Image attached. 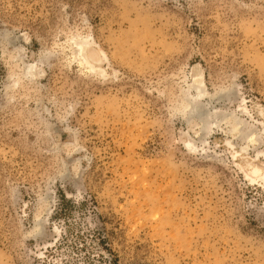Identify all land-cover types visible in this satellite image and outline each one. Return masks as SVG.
<instances>
[{
  "label": "rangeland",
  "instance_id": "1",
  "mask_svg": "<svg viewBox=\"0 0 264 264\" xmlns=\"http://www.w3.org/2000/svg\"><path fill=\"white\" fill-rule=\"evenodd\" d=\"M0 264H264V0H0Z\"/></svg>",
  "mask_w": 264,
  "mask_h": 264
},
{
  "label": "bare ground",
  "instance_id": "2",
  "mask_svg": "<svg viewBox=\"0 0 264 264\" xmlns=\"http://www.w3.org/2000/svg\"><path fill=\"white\" fill-rule=\"evenodd\" d=\"M77 45H78V47H81V48H86L87 47V45H89L87 42H85V41H82V42H77ZM190 103H192L193 101L192 100H190L189 101Z\"/></svg>",
  "mask_w": 264,
  "mask_h": 264
}]
</instances>
